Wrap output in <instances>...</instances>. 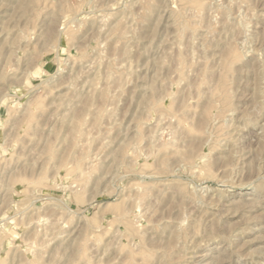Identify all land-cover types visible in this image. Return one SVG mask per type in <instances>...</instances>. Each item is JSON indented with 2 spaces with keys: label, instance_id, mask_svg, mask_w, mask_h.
<instances>
[{
  "label": "rangeland",
  "instance_id": "obj_1",
  "mask_svg": "<svg viewBox=\"0 0 264 264\" xmlns=\"http://www.w3.org/2000/svg\"><path fill=\"white\" fill-rule=\"evenodd\" d=\"M0 264H264V0H0Z\"/></svg>",
  "mask_w": 264,
  "mask_h": 264
},
{
  "label": "bare ground",
  "instance_id": "obj_2",
  "mask_svg": "<svg viewBox=\"0 0 264 264\" xmlns=\"http://www.w3.org/2000/svg\"><path fill=\"white\" fill-rule=\"evenodd\" d=\"M226 2H227V1H226ZM228 2H230V1H228ZM230 4H231V3H230ZM228 6H230V5L228 4ZM209 9H210V8H209ZM180 10H181V9H180ZM181 11H182V10H181ZM171 13H172V12H171ZM184 13L187 14V12H185V11H184ZM182 14H183V13H182ZM186 14H184V15L186 16ZM179 15H180V14H179ZM226 16H227V15H226ZM228 16H229V15H228ZM102 19H103V18H102ZM122 19H123V18H122ZM176 22H177V20H176ZM124 23H125V22H124ZM237 23H238V22H237ZM170 24H171V23H170ZM179 24H180V23H179ZM233 24H234V23H233ZM125 25H126V24H125ZM235 25H236V24H235ZM180 28H181V25H180ZM236 28H237V27H236ZM229 29H230V28H229ZM177 30H178V29H177ZM236 30H237V29H236ZM227 31H228V30H227ZM116 32H118V31L116 30ZM184 32H185V31H184ZM179 35H181V31H180ZM181 37H182V35H181ZM181 37L179 36V38H181ZM129 38H130V37H129ZM179 38H178V39H179ZM183 38H184V37H183ZM183 38H182V39H183ZM130 39H131V38H130ZM180 40H181V39H180ZM180 40H179V41H180ZM230 52H231V51H230ZM180 57H181V56H180ZM232 58H233V57H232ZM178 60H179V59H178ZM179 63H180V62H179ZM179 63H178V64H179ZM179 65H180V64H179ZM105 76H106V75H104V77H105ZM109 76H110V77H108V78H111V77H112V74L110 73ZM104 77H103V78H104ZM156 77H157V76H156ZM94 78H95V77H94ZM105 78H106V77H105ZM111 79H112V78H111ZM111 79H110V80H111ZM97 80H98V79H97ZM97 80H96V81H97ZM104 80H105V79H104ZM104 80H103V81H104ZM101 81H102V80H101ZM97 82H98V81H97ZM119 82H120V81H119ZM218 82H219V81H218ZM220 82H221V81H220ZM91 83H92V82H91ZM104 83H105V82H104ZM222 83H224V82H222ZM97 84H98V83H97ZM218 84H219V83H218ZM224 84H225V83H224ZM92 85H93V84H92ZM121 85H122V84H121ZM95 87H96V86H95ZM119 87H120V86H119ZM221 87H222V86H221ZM224 88H225V87H224ZM102 89H103V88H102ZM153 89H154V87H153ZM222 89H223V87H222ZM92 90H93V89H92ZM151 91H152V90H151ZM224 91H225V89H224ZM101 92H102V91H100V93H101ZM153 92H155V91H153ZM100 93H99V94H100ZM101 94H102V93H101ZM104 94H105V93H104ZM108 94H109V93H108ZM91 95H92V94H91ZM106 95H107V94H106ZM213 96H215V94H213ZM211 97H212V96H211ZM211 97H209V98H211ZM85 98H86V97H85ZM73 99H74V98H73ZM93 100H94V99H93ZM100 100H101V98H100ZM142 100H143V99H142ZM143 101H144V100H143ZM152 101H153V100H152ZM212 101H213V100H212ZM212 101H211V102H212ZM71 102H72V101H71ZM101 102H102V101H101ZM139 103H140V102H139ZM149 103H150V102H149ZM68 104H69V103H68ZM215 106H217V105L215 104ZM69 108H70V107H69ZM91 108H92V107H91ZM204 108H205V107H204ZM208 108H210V107H208ZM208 108H207V109H208ZM202 109H203V108H202ZM205 109H206V108H205ZM203 112H204V111H203ZM97 113H98V112H97ZM205 113H206V110H205ZM217 113H218V112H217ZM86 114H88V113H86ZM89 114H90V113H89ZM94 114H96V113L94 112ZM104 114H105V113H104ZM94 116H95V115H94ZM201 116H202V115H201ZM205 116H206V118H207L208 114H207V115L205 114ZM214 117H215V116H214ZM60 118H61V117H60ZM63 118H64V117H63ZM99 118H100V117H99ZM215 118H216V117H215ZM77 119H78V118H77ZM71 120H72V119H71ZM71 120H70V121H71ZM93 120H94V119H93ZM97 120H98V118H97ZM211 120H212V119H211ZM94 121H95V120H94ZM202 121H203V120H202ZM74 122H75V121H74ZM81 122H82V120H81ZM205 122H206V119H205ZM215 122H216V121H215ZM96 123H97V122H96ZM85 124H86V123H85ZM69 125H70V124H69ZM75 125H76V122H75ZM96 125H97V124H96ZM147 125H148V124H147ZM223 125H224V124H223ZM79 126H80V125H79ZM84 126H85V125H84ZM224 126H225V125H224ZM227 126H228V125H227ZM82 127H83V126H82ZM177 127H178V126H177ZM228 127H229V126H228ZM146 128H147V127H146ZM219 128H220V126H219ZM85 129H86V128H85ZM178 129H179V128H178ZM73 130H74V129H73ZM73 130H72V131H73ZM74 132H75V131H74ZM82 132H83V131H82ZM84 133H85V132H84ZM86 134H87V133H86ZM232 134H233V133H232ZM84 135H85V134H84ZM87 135H88V134H87ZM222 135H223V133H222ZM228 135H230V134H228ZM74 137H75V136H74ZM82 137H83V136H82ZM86 137H87V136H86ZM219 137H220V136H219ZM228 137H229V136H228ZM70 139H71V138H70ZM72 139H73V138H72ZM74 139H75V138H74ZM231 140H232V139H231ZM72 141H73V140H72ZM226 141H227V140H226ZM232 141H233V140H232ZM85 142H86V141H85ZM80 144H81V143H80ZM53 153H54V152H53ZM129 158H130V157H129ZM131 160H132V159H131ZM201 162H202V161H201ZM140 167H141V166H140ZM138 189H139V188H138ZM140 189H141V187H140ZM141 190H142V189H141ZM138 191H139V190H138ZM138 191H137V192H138ZM140 196H141V195H140ZM140 196L137 195V197H139V199H140ZM143 197H145V196H143ZM143 197H142V198H143ZM130 198H131V197H130ZM146 198H147V197H146ZM131 199H132V198H131ZM143 199H144V198H143ZM133 200H134V199H133ZM140 200H141V199H140ZM145 200H146V199H145ZM131 201H132V200H131ZM135 201H136V197H135L134 202H135ZM137 201H138V199H137ZM137 201H136L135 205H138L139 202H137ZM144 202H145V201H144ZM141 203H142V202H141ZM129 206H130V205H129ZM140 207H141V205H140ZM137 208H138V207H137ZM138 209H139V208H138ZM138 209H137V210H138ZM141 209H142V208H141ZM139 212H140V211H139ZM138 216H139V214H138ZM45 219H46V218H45ZM47 220H48V219H47ZM39 221H40V220L37 219V222H38V223H40ZM44 223H45V222H44ZM41 224H42V223H41ZM49 224H50V223H49ZM33 225H34V224H33ZM179 225H180V224H179ZM182 226H184V225H182ZM39 227H40V224H39ZM181 228H182V227H181ZM181 228H180V229H181ZM43 229H44V228H43ZM39 230H40V229H39ZM176 230H178V229H176ZM42 231H43V230H42ZM44 232H45V230H44ZM238 232H239V231H238ZM39 233H40V232H39ZM177 233H180V232H177ZM44 234H45V233H44ZM177 235H178V234H177ZM178 237H179V236H178ZM33 238H34V237H33ZM33 243H34V242H33ZM31 245H32V244H31ZM82 248H83V247H82ZM79 250H80V249H79ZM84 250H85V249H84ZM31 251H32V250H31ZM82 252H83V250H82ZM82 252H81V253H82ZM84 252H85V251H84ZM83 255H84V253H83Z\"/></svg>",
  "mask_w": 264,
  "mask_h": 264
}]
</instances>
